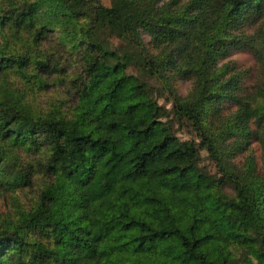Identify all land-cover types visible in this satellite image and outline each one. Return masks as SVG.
<instances>
[{
  "label": "trees",
  "instance_id": "16d2710c",
  "mask_svg": "<svg viewBox=\"0 0 264 264\" xmlns=\"http://www.w3.org/2000/svg\"><path fill=\"white\" fill-rule=\"evenodd\" d=\"M0 201V264H264V0H0Z\"/></svg>",
  "mask_w": 264,
  "mask_h": 264
},
{
  "label": "rangeland",
  "instance_id": "374dc122",
  "mask_svg": "<svg viewBox=\"0 0 264 264\" xmlns=\"http://www.w3.org/2000/svg\"><path fill=\"white\" fill-rule=\"evenodd\" d=\"M99 1L101 5L104 7H108L110 4V0H99ZM143 39L146 43L149 41L146 35L143 36ZM54 44H55L54 40L49 38L47 43L44 46H42L41 49L47 48V45L55 46ZM123 48L125 51L131 54H135L136 52L135 48L130 45L123 44ZM229 58L230 60L234 61L240 68L246 71H249L250 75L248 76V79L245 81V84L248 86L251 85L255 77H257V69H256V66L254 64V60L252 59L251 54L247 51L245 52V51L235 50L231 53ZM175 89L177 90L180 96L184 97L190 91L191 83L190 82H178L175 85ZM158 95L159 94H157L156 96L158 105L161 107L170 109L171 104L168 102L167 96L165 94H161L162 96L161 95L158 96ZM64 98H65L64 89L51 86L49 91H47V94H42L41 96H38L39 103L37 104H39L42 108L46 109L47 107L46 103L49 102L51 99H53L54 101V100H63ZM175 132L180 140H194L195 139V137L190 135L187 131L181 130V129L178 130L177 126H175ZM254 150H255L256 160L259 163V152L257 151L256 148H254ZM198 168L204 175H206L211 180H217L218 178H220V173L215 163L210 159L208 154L203 150H201L199 154ZM17 195H19V198H21L20 194H16V196ZM10 207L11 206L8 204L5 208L3 202L0 201V211L10 210ZM239 256H240L239 258L242 259V255H239ZM246 261H248L249 264H256L255 261H253L251 258H246Z\"/></svg>",
  "mask_w": 264,
  "mask_h": 264
}]
</instances>
